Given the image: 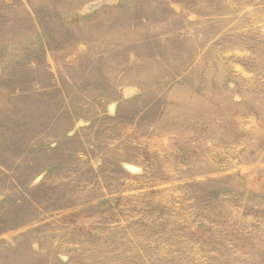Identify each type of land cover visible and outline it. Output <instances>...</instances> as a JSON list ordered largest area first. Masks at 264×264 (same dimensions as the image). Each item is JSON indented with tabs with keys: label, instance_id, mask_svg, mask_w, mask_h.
I'll use <instances>...</instances> for the list:
<instances>
[{
	"label": "rangeland",
	"instance_id": "rangeland-1",
	"mask_svg": "<svg viewBox=\"0 0 264 264\" xmlns=\"http://www.w3.org/2000/svg\"><path fill=\"white\" fill-rule=\"evenodd\" d=\"M0 264H264V0H0Z\"/></svg>",
	"mask_w": 264,
	"mask_h": 264
}]
</instances>
